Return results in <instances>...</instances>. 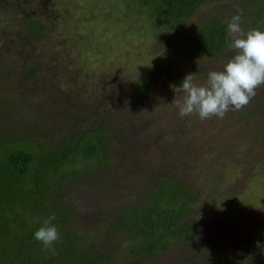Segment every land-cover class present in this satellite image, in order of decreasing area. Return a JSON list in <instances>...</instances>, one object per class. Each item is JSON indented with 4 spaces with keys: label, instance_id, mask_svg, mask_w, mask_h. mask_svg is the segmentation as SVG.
I'll return each mask as SVG.
<instances>
[{
    "label": "rangeland",
    "instance_id": "obj_1",
    "mask_svg": "<svg viewBox=\"0 0 264 264\" xmlns=\"http://www.w3.org/2000/svg\"><path fill=\"white\" fill-rule=\"evenodd\" d=\"M241 11L245 33L264 31V0L209 1L180 24L136 0H0V125L37 154L104 126L106 151L67 163L54 174L67 178L50 192L57 209L72 211L81 253L134 264L137 239L108 224L162 177L193 191L180 221L188 231L142 264H236L264 250V86L223 119L181 118L173 104L187 75L203 85L235 55L229 46L198 53L199 27ZM18 13L44 24L40 37ZM150 70L157 80L142 89Z\"/></svg>",
    "mask_w": 264,
    "mask_h": 264
},
{
    "label": "trees",
    "instance_id": "obj_2",
    "mask_svg": "<svg viewBox=\"0 0 264 264\" xmlns=\"http://www.w3.org/2000/svg\"><path fill=\"white\" fill-rule=\"evenodd\" d=\"M209 1L214 0H136L150 16L175 24L191 17L201 4ZM261 11V8L257 10V17ZM18 16L24 17L19 13ZM22 20L33 38L40 37L45 28L41 21L34 16ZM261 25L264 26V22ZM0 27L6 31L2 25ZM229 43L227 23L218 15L206 19L193 40L201 54L220 52ZM30 73H34L33 69ZM158 75L156 70L143 74L139 78L140 87L149 88ZM103 127L96 126L67 139L56 150L37 154L28 144L16 143L20 137L12 134L11 128L0 125L3 129L0 130V264H105L99 256L79 251L78 236L69 230L72 211L59 210V206L57 209L56 201L50 197V192L67 178V175H54L67 163H74L77 157L88 160L106 151ZM146 186L147 191L139 201L134 206L119 209L113 224H108L112 231L117 229L137 239L134 247L129 248V255L136 259L134 264L151 259L168 239L188 231L180 221L194 201L191 188L172 177L157 178L151 184L146 182ZM53 214L56 219L52 223L61 239L55 243L54 250H46L34 239V233ZM236 264H264V250Z\"/></svg>",
    "mask_w": 264,
    "mask_h": 264
},
{
    "label": "clouds",
    "instance_id": "obj_3",
    "mask_svg": "<svg viewBox=\"0 0 264 264\" xmlns=\"http://www.w3.org/2000/svg\"><path fill=\"white\" fill-rule=\"evenodd\" d=\"M241 17L242 11L227 22L229 47L235 55L223 69L209 72L203 85L194 83L195 75L189 74L179 87H173V104L181 118L195 114L201 121L223 119L229 111L244 109L257 89L264 86V31L253 29L245 33ZM55 219L54 214L49 216L34 233V239L46 250H54L61 239L52 223Z\"/></svg>",
    "mask_w": 264,
    "mask_h": 264
}]
</instances>
